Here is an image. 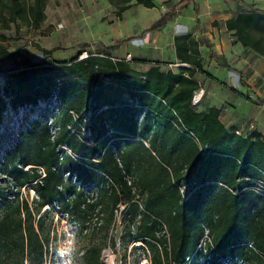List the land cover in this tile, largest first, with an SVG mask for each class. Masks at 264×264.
Returning <instances> with one entry per match:
<instances>
[{
    "label": "trees",
    "instance_id": "obj_1",
    "mask_svg": "<svg viewBox=\"0 0 264 264\" xmlns=\"http://www.w3.org/2000/svg\"><path fill=\"white\" fill-rule=\"evenodd\" d=\"M107 1L117 18L132 1L155 7V0ZM195 1L180 0L151 28ZM45 3L0 0V24L7 29L20 21L38 28ZM241 9L226 20L225 28L234 43L264 57V11L253 5ZM174 47L180 63L188 65L177 73L153 63L141 74L130 62L89 53L82 60L78 56L55 64L25 59L24 68L5 82L0 124L8 111L21 109L23 115L0 170L17 189L30 186L36 198L31 203L10 201L0 191V264H44L50 238L40 216L44 206L78 220L82 235L97 209L112 218L118 205L129 210L128 237L142 243L150 264H264V197L250 190L253 180L264 178V137L256 131L245 136L229 132L219 120V109L197 112L191 101L199 89L195 75L202 70L200 47L211 60L215 55L204 38L197 42L191 35L176 38ZM18 54L0 47V57ZM53 98L54 136L49 114L41 115ZM62 146L81 161L69 157ZM125 175L132 177L134 192ZM83 184L104 187L90 201L79 187ZM138 195L145 197L143 212L135 202ZM160 222L168 238L160 234ZM203 226L212 242L205 251L197 249ZM85 251L84 264H101L100 247Z\"/></svg>",
    "mask_w": 264,
    "mask_h": 264
},
{
    "label": "rangeland",
    "instance_id": "obj_2",
    "mask_svg": "<svg viewBox=\"0 0 264 264\" xmlns=\"http://www.w3.org/2000/svg\"><path fill=\"white\" fill-rule=\"evenodd\" d=\"M179 1L155 0L153 9L134 5L132 1V6L122 13L121 18H117L115 7L107 0H46L45 17L38 28L22 25L20 21L9 23L7 29L0 24V35L5 36L4 40L0 38V47L9 54L19 52L15 56L0 57V92L5 82L17 70L24 68L25 59L35 64H55L80 57L84 53H92L93 55H110L114 60H123L127 55L124 52L127 47L132 49L133 42L151 36L161 41L151 45L153 52L165 54L167 58L165 60H168L171 52L169 45L172 40L174 42L178 37L193 33L196 38L201 33L216 51L215 62L219 66V73L214 72L218 80L211 84L210 96L217 101H224L223 105L226 108H231L232 104L229 102L235 99L236 111H243L242 113L247 117L244 128L248 124H253L255 129L257 121L261 130L264 131V57L234 43L235 39L231 32L225 28L226 20L242 13L241 8L245 5H253L255 9L264 11V0H196L188 9L178 11L159 28H151L163 14L172 11ZM157 47L158 50H155ZM43 50L50 51V54L44 55ZM200 51L203 55L201 62L204 61L202 67L204 69L215 67L214 62H208L206 50L202 48ZM130 56L132 60L133 55L130 54ZM161 64L169 67L168 63ZM167 67H163L164 70L169 69ZM239 76L246 82L247 88L240 84ZM196 78L199 79L201 88H204V83L210 80L206 72L200 70L196 72ZM226 79H229L227 84ZM56 105L57 100L53 98L51 108L41 113V115L49 114L47 119L51 134L54 133L53 114ZM22 115L19 109L16 114L8 111L2 118L0 163L5 149L12 141L13 132L19 129ZM32 117H35V114ZM254 129L248 133L253 132ZM81 131L85 132L84 129ZM63 149H67L64 152L69 157L74 155L67 147ZM28 168L30 167L26 169ZM63 171L66 173V170ZM110 185L111 182H109ZM79 187L89 196L90 201H95L104 185L83 184ZM0 191L3 192L4 198L10 201L23 199L31 203L36 198L30 186L25 185L17 189L14 182L1 170ZM135 201L140 203L141 212H143L145 197L138 195ZM97 211L98 209L91 216L83 234L79 235L84 249L92 246L100 247L101 264H144L145 255L149 253L143 250L144 247L139 244L140 241L130 240L128 237L126 226L129 221V210L127 207L118 205L112 218L109 217L108 211L103 213ZM40 216L43 217L45 230L50 234L48 250L44 255V264H46L49 246L66 215L58 212L56 207L49 209L44 206ZM37 219L38 217L34 221L36 222ZM24 264L29 262L25 260Z\"/></svg>",
    "mask_w": 264,
    "mask_h": 264
},
{
    "label": "crops",
    "instance_id": "obj_3",
    "mask_svg": "<svg viewBox=\"0 0 264 264\" xmlns=\"http://www.w3.org/2000/svg\"><path fill=\"white\" fill-rule=\"evenodd\" d=\"M197 25H198V22H197ZM191 36L197 42H200L201 38H204L207 41V39L201 33H199L198 36H196V38L194 37L195 36L194 33ZM156 42L158 43L161 41L159 38H155V37H151V36L147 37V39L141 38L140 40H138V42L135 41V43L130 42L134 45L133 46L134 48L131 49L130 47H127L126 50H124V52H125V55L126 54L133 55V59L130 62V65L133 68V70L136 72H139L141 74H145L146 71L151 67V65L153 63L160 62V63H168V65H169V67H167V66H164L161 64V70L162 71H172L174 73H177L180 66L176 67L175 65L176 64H182V63H180V61L176 57V50L174 47L173 40H172V43H170V45H169V47H171V52H170V56H169L168 60H165V59H167L165 57V54H163V53L155 54L153 52L151 45L153 43H156ZM208 44L210 46V43H208ZM202 48L206 50L207 56H208V50L205 47H200V50H202ZM210 49L213 51V53L216 57V51H214V49H212L211 46H210ZM155 50H158V47L155 48ZM200 55H201V51H200ZM201 57H203V55H201ZM215 57H214V59L211 60L208 56V58H209L208 62H210V61L214 62L215 67H208V69H204L202 67L203 69L200 70L201 72H206V74L209 76V79H210L204 83V88H201L200 81L198 78H196V75H195V79H196L198 86H199V89L195 93H199L200 100H199L197 105H193L192 102H191V104L196 108L197 112H203V111L208 110L209 108L219 109L220 110L219 120L229 132L235 133L236 131H241L244 133H248L249 124L247 125L246 128H244V126H246L245 120L247 117H246V115H244L242 113L243 112L242 110H241L242 112H240L239 110L236 111V107L234 105L236 102L235 99L233 101L229 102V104L230 103L232 104V106H230L231 108H226L223 105L224 101H217L215 99H212V97L210 96L211 91L209 89L212 86L211 84L213 83V81L218 80L217 77L215 76L214 72L216 74L219 73V71H218L219 66L215 62ZM201 63L204 64V61H202ZM163 67H167L169 69L164 70ZM172 68H175V69H172ZM228 82H229V79H226V84ZM254 131L260 133L262 135V137H264V131L261 130V127L257 121H256V127H255Z\"/></svg>",
    "mask_w": 264,
    "mask_h": 264
},
{
    "label": "clouds",
    "instance_id": "obj_4",
    "mask_svg": "<svg viewBox=\"0 0 264 264\" xmlns=\"http://www.w3.org/2000/svg\"><path fill=\"white\" fill-rule=\"evenodd\" d=\"M80 222L66 217L49 246L46 264H83L86 251L80 239Z\"/></svg>",
    "mask_w": 264,
    "mask_h": 264
},
{
    "label": "built area",
    "instance_id": "obj_5",
    "mask_svg": "<svg viewBox=\"0 0 264 264\" xmlns=\"http://www.w3.org/2000/svg\"><path fill=\"white\" fill-rule=\"evenodd\" d=\"M89 56H90L89 54L84 53L83 55H81L79 57V60L85 59V58H87ZM123 61H125V62H131L132 60H131L130 54H127L126 57L123 59ZM175 66L176 67H179V66L180 67H188L186 64H176ZM103 80H106V79L104 78ZM199 100H200L199 93H195L194 96H193V98H192V101L191 102H192L193 105H197L198 102H199ZM55 112H56V110H55ZM253 127H254L253 124H250L248 126V131H252L254 129ZM56 130H57V128L54 127V133H52L53 136L55 135ZM235 134H237V135H243V136L246 135V133H243L241 131H236ZM143 143H144V145L147 148H149V145H148L147 142L143 141ZM61 148H62L63 151L64 150H67V149H63V148H66V146L61 147ZM205 149H206V147H205ZM71 157L74 160H76V161L80 160V158L77 157L75 154L74 155H71ZM39 170H40L39 172L41 173V178L45 177L44 171L41 168H39ZM124 179H125L127 185H129V186L132 187V182H133L132 177H130L129 175H125ZM106 180H107V182H110V180L107 177H106ZM106 188H108V186H106ZM184 189H185V186L182 185L180 187V193L181 194H183ZM132 190L134 192V190H135L134 187H132ZM250 190L253 191L257 195H259L261 197H264V178L258 179V180H253L252 181V185L250 187ZM136 203H138V202H136ZM138 205H139L140 210H141L142 207H141L140 203H138ZM122 209H123V207H122ZM160 223H161V232H160V234L163 235V236H165L166 238H168L169 237V234H168V231L166 229V226L162 222H160ZM203 229H204V234H203V236H202V238L200 240V243H199L197 249H202L203 251H205L206 247L208 245H211L212 242H211V237L209 236L208 228L206 226H203ZM136 241H138V240H136ZM139 244L141 246H143L142 243H139ZM137 247H140V246L137 245ZM186 260L189 261L190 258H187ZM143 263L144 264H150L149 255H145V259H144Z\"/></svg>",
    "mask_w": 264,
    "mask_h": 264
}]
</instances>
